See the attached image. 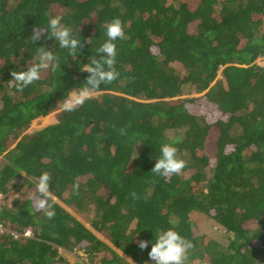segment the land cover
Instances as JSON below:
<instances>
[{"label": "trees", "instance_id": "trees-1", "mask_svg": "<svg viewBox=\"0 0 264 264\" xmlns=\"http://www.w3.org/2000/svg\"><path fill=\"white\" fill-rule=\"evenodd\" d=\"M56 15L84 42L75 56L31 40ZM116 17L127 36L116 41L120 78L63 111ZM41 47L61 68L12 87ZM262 62L264 0H0V264H69L73 251L87 264H154L155 233L170 227L195 245L187 264H264ZM174 142L187 167L165 179L151 170ZM44 171L52 219L33 206ZM195 215L232 237L200 235Z\"/></svg>", "mask_w": 264, "mask_h": 264}, {"label": "clouds", "instance_id": "clouds-1", "mask_svg": "<svg viewBox=\"0 0 264 264\" xmlns=\"http://www.w3.org/2000/svg\"><path fill=\"white\" fill-rule=\"evenodd\" d=\"M54 39L59 48L67 49L70 56H75L78 48L84 47V42L73 35L71 27L62 23V16L56 15L49 18L46 27H34L31 40L36 42L42 37ZM107 39L100 45L97 52L99 58L90 59V63L82 64L81 71L88 73L84 86L78 90L72 89L60 104L61 109L66 112H74L86 101L94 99L95 93L102 84H112L120 78V72L116 68L117 44L116 41L127 39L124 24L120 18H113L106 25ZM60 69L57 57L45 47L38 50L35 62L26 70L11 72L12 87L23 91L29 85L39 81L43 71ZM124 134V129H121ZM175 143H165L160 148V157L156 160L151 172L157 176L168 178L172 175H180L187 167V162L180 158ZM52 181L51 173L44 171L39 175L36 183L37 195L33 198V206L36 211L43 212L46 218L52 219L56 212L54 208L55 198L50 188ZM74 194H79V182L73 185ZM134 200L140 199L139 195L132 191L130 193ZM156 234V240L152 243L148 255L154 264H187L189 252L195 245L188 238L181 235L175 227L160 231ZM149 241L141 240L138 247L143 250L148 247Z\"/></svg>", "mask_w": 264, "mask_h": 264}, {"label": "rangeland", "instance_id": "rangeland-1", "mask_svg": "<svg viewBox=\"0 0 264 264\" xmlns=\"http://www.w3.org/2000/svg\"><path fill=\"white\" fill-rule=\"evenodd\" d=\"M262 64H264L262 62ZM56 121L55 116L52 114L46 118H40L35 120L27 129V133H33L34 131L43 128L44 126L51 124ZM194 220L201 225L199 229H196V232L200 235L206 234L211 237L213 240L226 242L227 238H231L232 234L222 232L212 221L206 220L200 215H195ZM65 256L69 264H78L84 263L87 264L88 261L82 251H73L66 252Z\"/></svg>", "mask_w": 264, "mask_h": 264}, {"label": "built area", "instance_id": "built-area-1", "mask_svg": "<svg viewBox=\"0 0 264 264\" xmlns=\"http://www.w3.org/2000/svg\"><path fill=\"white\" fill-rule=\"evenodd\" d=\"M1 200H2V194L0 193V208H1ZM0 230H1V226H0ZM30 235V232L28 231L26 233V236H29Z\"/></svg>", "mask_w": 264, "mask_h": 264}]
</instances>
